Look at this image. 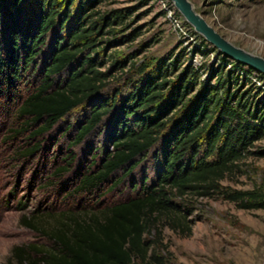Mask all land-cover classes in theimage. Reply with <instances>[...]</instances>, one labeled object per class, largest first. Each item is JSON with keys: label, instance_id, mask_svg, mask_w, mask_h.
I'll list each match as a JSON object with an SVG mask.
<instances>
[{"label": "trees", "instance_id": "obj_1", "mask_svg": "<svg viewBox=\"0 0 264 264\" xmlns=\"http://www.w3.org/2000/svg\"><path fill=\"white\" fill-rule=\"evenodd\" d=\"M104 1L0 0V94L13 96L24 73H40L37 84L25 97H19L21 103L15 114L26 121L20 124L22 129L12 131L14 135L29 132L33 140L49 133L108 87L111 71H101L100 67L114 55L101 59L99 53H105L107 45L133 42L139 33L133 30L128 35L114 34L111 40L104 39L117 28L126 31L129 26L128 14L122 10L103 15L97 11ZM52 32V50L39 70L35 59ZM186 55L185 50L172 54L167 63L155 68L150 63L137 67V55L129 57L137 77L130 80L127 96L121 97L119 91L109 99L91 103L89 118L70 145L74 148L82 144L113 110H118L110 155L103 163L93 162L74 192L94 193L119 170L127 171L128 177L161 145L162 169L155 184L102 210L61 212L50 231L45 216L25 219L32 230L42 233L46 229L53 245L15 248L20 264H169L172 253L163 243L160 222L165 221L176 233L190 235V197L217 195L243 210H264L261 189L230 190L222 185L240 163L250 157H264V150L255 147L264 139V89L256 86L246 92L240 90L245 81L254 86L251 80L264 76L221 54L212 71V79L218 81L212 84L210 78L201 80L202 73L194 63H183ZM225 65L231 66L226 74ZM125 66L124 61L112 60L113 69ZM181 68L182 73L171 79L170 72ZM63 74L65 79L56 81ZM200 82L201 89L192 95ZM174 116L177 119L166 135ZM72 128H67L64 136ZM40 146L34 145L21 155L30 157ZM100 149L96 148L94 161ZM64 162L55 176L69 173L68 162ZM120 184L114 183L110 191Z\"/></svg>", "mask_w": 264, "mask_h": 264}, {"label": "rangeland", "instance_id": "obj_2", "mask_svg": "<svg viewBox=\"0 0 264 264\" xmlns=\"http://www.w3.org/2000/svg\"><path fill=\"white\" fill-rule=\"evenodd\" d=\"M190 1L197 12L228 41L264 58V0ZM116 10L128 14L126 25L129 26L126 31L117 28L116 32L105 35L104 39L111 40L114 34L128 35L133 30H137L139 36L133 42L107 45L106 52L99 53L101 59L114 55L100 67L101 71H111L108 87L90 103L63 119L49 133L33 140H30L29 132L18 136L12 133L23 128L20 124H24L26 119H18L15 114L21 103L19 97H25L37 84L39 71L24 73L13 96L0 94V264H20L13 252L17 247L36 245L43 248L53 245L45 234L46 229L42 233L32 230L25 225V219L34 215L45 216L44 221L50 231L58 220L55 217L61 212L82 214L91 208L102 210L135 197L142 189L153 186L157 181L162 169L161 145L153 149L128 177L127 171L119 170L94 193L82 195L74 192L80 177L93 162L103 163L110 155L119 111L113 110L82 144L74 148H70V145L89 118L91 103L109 99L119 91H122L121 97L127 96L130 80L137 77L129 57L137 55L134 60L137 61V67L150 63L155 68L161 62L167 63L172 54L178 55L185 50L187 55L183 57V63H194L202 73V81L212 79V71L218 66L221 54L205 40L206 45L204 38L196 31L198 36L194 40L187 42L179 39L169 15L181 14L170 0H105L97 7L102 15ZM53 40L54 32L49 34L47 45L35 59L37 69H42L48 61ZM112 60L124 61L125 69H113ZM230 67H223L225 74ZM182 70L170 72L171 79H176ZM253 72L259 75L255 70ZM65 77L63 74L56 81H62ZM216 79H212V84L218 81ZM251 81L254 86L248 85L247 80L241 85V92L256 86L263 91L264 79ZM201 83L192 95L201 89ZM174 118L166 135L172 130L177 117ZM70 126L73 128L64 136ZM37 144L41 148L35 154L30 157L21 155ZM98 146L101 149L94 161ZM255 147L264 150V139ZM64 161L68 162L69 173L55 176V171L65 164ZM120 182L118 187L110 191L114 183ZM222 185L230 190L261 189L264 192V157L246 159L238 169L227 175ZM189 199L192 201L188 214L190 235L176 233L165 221L160 222L163 243L172 253L169 264H264V210H243L217 195L213 198L195 195ZM175 201L180 202L178 199ZM47 215L54 216L49 218Z\"/></svg>", "mask_w": 264, "mask_h": 264}, {"label": "water", "instance_id": "obj_3", "mask_svg": "<svg viewBox=\"0 0 264 264\" xmlns=\"http://www.w3.org/2000/svg\"><path fill=\"white\" fill-rule=\"evenodd\" d=\"M184 20L217 49L219 54L264 75V58L251 54L228 41L200 13L190 0H170Z\"/></svg>", "mask_w": 264, "mask_h": 264}, {"label": "built area", "instance_id": "obj_4", "mask_svg": "<svg viewBox=\"0 0 264 264\" xmlns=\"http://www.w3.org/2000/svg\"><path fill=\"white\" fill-rule=\"evenodd\" d=\"M170 19L175 27L176 34L181 40H185L189 42L190 40H194L196 36H198L195 33L194 28L189 25L183 17L181 16H173L172 13H170ZM255 82H257L256 79H253Z\"/></svg>", "mask_w": 264, "mask_h": 264}]
</instances>
